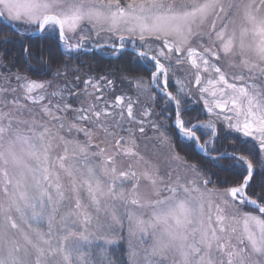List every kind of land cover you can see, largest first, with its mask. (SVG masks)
Instances as JSON below:
<instances>
[{"label":"snow or ice","instance_id":"obj_1","mask_svg":"<svg viewBox=\"0 0 264 264\" xmlns=\"http://www.w3.org/2000/svg\"><path fill=\"white\" fill-rule=\"evenodd\" d=\"M0 264H264V0H0Z\"/></svg>","mask_w":264,"mask_h":264},{"label":"trees","instance_id":"obj_2","mask_svg":"<svg viewBox=\"0 0 264 264\" xmlns=\"http://www.w3.org/2000/svg\"><path fill=\"white\" fill-rule=\"evenodd\" d=\"M23 32V28L18 29ZM15 42L9 46V51L15 60L19 62L18 66L22 68L23 71L32 79H50V77H45L38 72L40 67V60L43 59L45 63H51L52 61L59 62L65 59V56H61L63 52L62 47L58 48V37L54 33L40 34L38 36L24 35L14 38ZM24 48L28 49L31 54L29 57L30 65L25 63L26 53ZM112 51L111 48H104L99 51H79L76 54H72V59L69 61L71 66H77L84 77L88 74L96 75L97 73L105 72H119L124 67V58L108 55ZM140 75H146L144 72L138 73ZM196 107V105H193ZM192 115H195L193 112ZM187 118V117H186ZM219 148V145L217 146ZM195 159H199L198 153L192 154ZM204 164L208 168H212V164L204 158ZM121 249L118 250L124 253V259L126 260L125 247L122 244Z\"/></svg>","mask_w":264,"mask_h":264},{"label":"rangeland","instance_id":"obj_3","mask_svg":"<svg viewBox=\"0 0 264 264\" xmlns=\"http://www.w3.org/2000/svg\"><path fill=\"white\" fill-rule=\"evenodd\" d=\"M110 43H111V41L107 40L106 34L102 33L100 38L93 37L88 43H86L85 47L81 48L79 51H85V52H87V50L88 51H99V50H102V48L96 46L97 44H99V45H109ZM79 51H77V52H79ZM77 52H74L73 54H76ZM107 54L113 56L112 55V51L110 53H107ZM72 67L73 68H77V66H72ZM79 75H81L84 79H87V77H84L81 73H79ZM122 87H127V85L126 84L122 85ZM193 105H195V104H193ZM157 111H159V109H157ZM121 235L124 236L125 239L122 240L120 243H121V245L122 244L124 245L125 251L127 253L128 241H127V226H126V222H125L124 229L121 231Z\"/></svg>","mask_w":264,"mask_h":264},{"label":"water","instance_id":"obj_4","mask_svg":"<svg viewBox=\"0 0 264 264\" xmlns=\"http://www.w3.org/2000/svg\"><path fill=\"white\" fill-rule=\"evenodd\" d=\"M17 31H19L18 29H17ZM41 33H35V34H31V33H29V34H26V35H32V36H38V35H40ZM100 48H111L109 45H101V47Z\"/></svg>","mask_w":264,"mask_h":264}]
</instances>
